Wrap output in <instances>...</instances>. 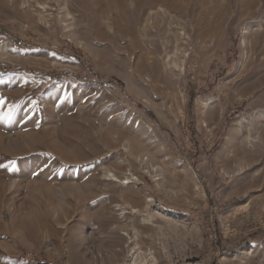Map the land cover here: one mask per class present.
<instances>
[{
  "label": "rangeland",
  "instance_id": "rangeland-1",
  "mask_svg": "<svg viewBox=\"0 0 264 264\" xmlns=\"http://www.w3.org/2000/svg\"><path fill=\"white\" fill-rule=\"evenodd\" d=\"M153 256L264 264V0H0V264Z\"/></svg>",
  "mask_w": 264,
  "mask_h": 264
},
{
  "label": "bare ground",
  "instance_id": "bare-ground-1",
  "mask_svg": "<svg viewBox=\"0 0 264 264\" xmlns=\"http://www.w3.org/2000/svg\"><path fill=\"white\" fill-rule=\"evenodd\" d=\"M25 3H26V2H25ZM23 4H24V3H23ZM5 46L8 47V46H9V43L6 42V43H5ZM146 160H147V159H146ZM152 170H155V169H154V166L152 167ZM127 179H129V177H127ZM130 179H131V178H130ZM129 182H130V181H128V182H126V183H129ZM246 205H247V204H246ZM122 208H123V207H122ZM245 208H246V207H245ZM137 210H138V209H135V208L132 209L133 212H137ZM133 212H132V213H133ZM150 257H151V256H150ZM151 259H152V258H151ZM151 259H150V260H151ZM151 264H157V262H156V258H155L154 256H153V259H152Z\"/></svg>",
  "mask_w": 264,
  "mask_h": 264
}]
</instances>
